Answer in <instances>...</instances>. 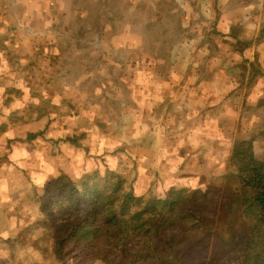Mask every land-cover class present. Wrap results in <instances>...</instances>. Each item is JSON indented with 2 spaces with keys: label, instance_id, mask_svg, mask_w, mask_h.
Listing matches in <instances>:
<instances>
[{
  "label": "crops",
  "instance_id": "obj_1",
  "mask_svg": "<svg viewBox=\"0 0 264 264\" xmlns=\"http://www.w3.org/2000/svg\"><path fill=\"white\" fill-rule=\"evenodd\" d=\"M34 1L37 8L31 7V11L20 20L0 16V42L13 39L7 31L1 30L2 27L12 24L24 27L28 21L37 18L39 23L47 20L41 15V0ZM176 3L170 11L186 13L182 24L192 28V35H183L181 41L189 47L178 52L177 59L181 62L168 73L180 75L181 82L178 83L183 91L178 93V102L180 94L188 95L190 100H181L179 105L176 104L174 115L160 116L157 120L154 115L159 113L153 111L154 107L146 105V110L145 104H133L130 111L120 115L111 113L108 119L102 120L104 125H96L97 132L93 137L75 140L83 146H90L92 153L108 160L110 157L105 153L110 148H102V141L109 140L113 149L123 148L117 141L119 134L126 131L135 142L138 171L145 168L148 172L146 179L157 185L166 184L176 176H210L216 170H222L237 142L244 143L254 154H264V0H177ZM7 4L16 7L17 2H0V8L4 10ZM48 7L50 9L51 5ZM204 28L214 32L208 37L202 36ZM33 37L37 39L34 48L30 46L33 51L30 54L22 52L20 46L0 53V220H6L4 206L7 209L11 202H20V192L31 190L23 181L12 183L20 177L13 174L14 170L37 172L39 169L41 172V165L48 169H58V166L62 170L68 169L74 154L73 145L58 143L57 139H72L82 132L84 121L89 119L83 116L81 108L85 100L107 99L106 82L102 77L107 72L97 66L98 60L90 64L85 61L76 72L80 77L75 80L66 77L60 80L58 76L72 74L71 64L65 59L57 64L51 63L54 54L41 49L47 43L49 48L54 47L52 45L63 37ZM218 39L229 48L217 51L209 45L208 50L201 49L202 43L216 44ZM23 41L27 43L28 39ZM34 58H37L36 62ZM46 58L51 62L47 63ZM106 67L114 69L109 63ZM87 88L90 93H86ZM110 89L116 94L113 88ZM46 101L49 112L43 113L40 107L46 105ZM28 102L38 105L31 111L25 104ZM87 104L96 106L95 102ZM148 116H153L149 120L168 122V126L150 131ZM144 132L147 133L145 137ZM28 134L31 140H27ZM173 142L179 144L171 153ZM185 143H188L187 149L193 150H182ZM139 148L149 150L141 149L142 153ZM75 156L82 162V157ZM12 215L10 226L0 229V240L5 233L14 232L11 225L15 214Z\"/></svg>",
  "mask_w": 264,
  "mask_h": 264
},
{
  "label": "trees",
  "instance_id": "obj_2",
  "mask_svg": "<svg viewBox=\"0 0 264 264\" xmlns=\"http://www.w3.org/2000/svg\"><path fill=\"white\" fill-rule=\"evenodd\" d=\"M98 37L102 39L100 34ZM25 104L30 110L38 105ZM157 107L155 110L161 108ZM40 108L43 113L49 112L47 104ZM95 132L96 126L87 119L79 136L57 139L58 143L72 144L80 157L84 154L82 167L77 164L79 157L72 158L68 169L58 166L56 175L45 173L39 186L33 185L28 171L14 170L13 174L22 178L12 183L30 185L37 213L28 216L29 224L15 213L14 232L5 233L1 239L8 251L4 264H34L38 260L29 248L36 246L34 251L39 257L46 245L39 225L49 230L50 254L61 263L100 260L109 264L123 260L133 264L138 259L143 264H202L209 258V264H264V157L257 159L250 148L237 142L219 182L199 188L184 181L160 189L159 194H141L134 188L138 179L135 160L131 165L124 160L120 170L110 169L107 159L92 153L90 146L75 142L78 137H93ZM31 139L28 134L27 140ZM110 151L105 154L119 159L125 150ZM187 176L194 177L180 178L185 180ZM227 177L232 178V189L236 190L229 196L227 212L239 216L241 229L219 233L206 221L217 211L218 190L229 193L222 181ZM19 220H24L21 225ZM39 220L42 223L36 225ZM32 238L34 242L26 244Z\"/></svg>",
  "mask_w": 264,
  "mask_h": 264
},
{
  "label": "rangeland",
  "instance_id": "obj_3",
  "mask_svg": "<svg viewBox=\"0 0 264 264\" xmlns=\"http://www.w3.org/2000/svg\"><path fill=\"white\" fill-rule=\"evenodd\" d=\"M8 1L10 0H0V2ZM176 1L177 0H103L101 4H98L97 0H41L39 4L41 15L42 17L45 16L47 20L39 23L37 18L35 21H28V24L24 27H17V25L13 24L8 27H2L1 30L4 29L7 31L10 36H13L14 40L12 39L11 42L8 40L0 42V53L8 50L10 52L15 49V46H20V48H23L22 52L27 51L30 54L33 52L30 46L33 47L34 40L37 39L33 37L34 35L35 37L40 35L41 37L51 35H60L63 38L68 37L67 39L62 38L61 41L55 42V44L51 43L53 44L52 46H54L52 48H49L50 44L47 43V46L42 48L41 51H50L54 54L53 59H50L52 62L49 58H46L47 63L51 62L57 64L59 61L65 59V61L71 64L72 74L70 76H58L60 80L65 77L67 80H75L80 77L76 72L80 71V66L87 60L89 61L88 64L91 62L95 63V60H98V64L96 63L97 66H102L103 71L107 72L102 75L106 82L104 91H106L105 95L107 94V99L99 100L92 98L91 100H85V103L81 107L83 116L91 119L90 121L94 126L103 124L102 120L108 119L111 113H118L120 115L124 111H130L133 104L136 106L145 104L146 110V105L154 107L153 111L156 114L159 113L157 116L154 115L156 120L159 119L160 116L167 118L171 113L174 115L176 112V104L179 105L181 100H190L188 95L184 96L180 94V100L178 102V93H182L183 91V89L180 88L181 84L179 85L181 82H179L180 75L168 73L172 71V68L175 70V65L181 62L177 59L178 52L180 50L183 52V50L189 47L187 44L182 43L181 39L183 35L185 37L192 35V28L184 27L182 24V17L185 18L186 13L184 11L180 13L178 10L170 11L177 4ZM15 2H17L16 7L13 5L10 6V8L7 4L4 5L6 7L4 10L0 8V16L4 17L7 15L13 17L14 20H20V18H24L27 11H31V7L34 6L37 8L38 6L34 0H15ZM55 3L56 7H54ZM48 4L51 5L50 9ZM7 7L10 8L9 11ZM28 17L31 16L29 15ZM48 18H51V21H49L50 19ZM2 20L4 21L5 18ZM98 24H104V26L97 27ZM202 31L201 35L205 37H208L210 33L214 32L212 30L207 31V28H204ZM99 34L102 36L101 41L96 37L99 36ZM26 38L28 41L24 43L23 40ZM209 45H212L214 50L217 51H220L221 48L222 50H226L225 48L228 47L225 45V42L218 39V43L216 44H210L209 42L202 43L201 49L205 50L206 48L208 50L207 47H209ZM88 50L92 53L86 54ZM31 60L34 63L33 58H31ZM34 60L36 62L37 58H34ZM107 63L113 65L114 69H108L106 67ZM129 65L132 66V69ZM65 68L66 67H64V69ZM107 82L109 84H107ZM109 86L116 91V94L111 91ZM1 91L0 89V94ZM86 93H90L88 88ZM159 94H161V96ZM90 95L91 94L85 95V97H89ZM167 100L168 103H166ZM87 102H95L96 106H90ZM156 106H161V108L155 110ZM98 114L99 116L96 117ZM149 117L152 118L153 116H148L147 120L150 119ZM151 120H149L148 123L150 131H153L154 128L168 126V122L163 123L161 121ZM96 122H98V124H96ZM99 129L101 128L99 127ZM145 135H147V133L144 132V137ZM130 138L131 137L126 131L119 134L117 143L119 142V145H123V148L120 147V149L125 151L120 155L119 159L118 156L117 158L110 157L108 159V165H106L110 167V169L120 170L124 164V160L128 161L129 165L135 160V172L138 174V179L134 181L135 185H133L136 193L141 190V194L152 193L155 195L161 193L160 189L165 190L175 185V183L180 184L184 181L191 182V184L196 187L205 188L206 186L219 182L225 174L227 163L224 164L222 170H216L210 174V176L207 174L205 176L193 177L192 179L187 176L185 180L176 176L166 184L160 183V185H157L155 181L146 179L145 174L148 172L145 171V168L139 169L138 171V163L136 161L137 155L135 153L136 146H134L135 142ZM108 142L109 140L104 139L102 141V148L106 147L108 149H113ZM117 143L115 146H118ZM178 144L177 142L172 143V148L170 149L171 153L176 150L174 148H176ZM187 145L188 143H185L182 150L186 151ZM141 149L144 151L149 150L148 148ZM141 149L139 148V151L144 153ZM187 150L191 151L193 149L188 148ZM108 152L111 151L109 150ZM75 155L74 153L72 158H78V156ZM172 155L174 156L175 154H170V156ZM254 156L257 159H262L264 154H254ZM77 164H79L78 166H83L80 161L77 162ZM42 168L43 170L40 173L29 172L30 179L34 186H39L40 182L45 179V173L53 175L58 173V169H48L46 165H42ZM139 173L144 175L140 176ZM227 178H223L222 181H225L224 184L227 186L229 193L223 189L218 190V194L215 196V202L217 203L215 209L217 211L210 215L206 221L208 227L219 233H221L220 231L234 232L241 229L239 216L227 212L230 207L229 202L231 201L229 196L236 191L232 189V178ZM221 185L224 186L223 184ZM17 186L20 187L19 185ZM22 192L23 193L20 192V202H11L7 209L4 206L3 210L5 211L4 215H6V220L3 218L0 220V229L10 226L9 219L13 216L12 213L24 216L23 218L25 221H28V224L31 221V219H29L31 217L28 216L36 215L37 204H35L34 201L33 190ZM17 194L19 195V193ZM12 196L15 195L13 194ZM24 220H19V224L21 225ZM41 223V220H39L36 222V225ZM39 227L41 229L39 234H41L46 241V245L41 250L39 257L36 256L37 254L34 251L37 248L36 246L29 248L32 257L38 259L35 260L34 264H79L74 260L62 261V263L59 260H55L50 254L52 250L51 241H49V230L44 229L42 225H39ZM33 242L34 239L32 238L27 240L26 244H32ZM7 256V246L0 240V264H4L3 262L7 259ZM199 259L198 257L194 262H197ZM208 260L209 258L202 264H209ZM128 263V261L122 260L119 263L111 262L109 264ZM90 264L107 263L97 260ZM133 264L143 263L141 260L137 259ZM145 264H148V262Z\"/></svg>",
  "mask_w": 264,
  "mask_h": 264
}]
</instances>
